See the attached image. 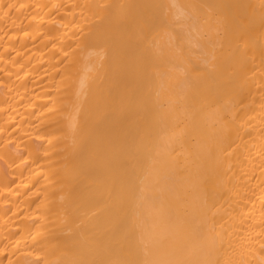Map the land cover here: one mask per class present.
Wrapping results in <instances>:
<instances>
[{"label": "bare ground", "instance_id": "obj_1", "mask_svg": "<svg viewBox=\"0 0 264 264\" xmlns=\"http://www.w3.org/2000/svg\"><path fill=\"white\" fill-rule=\"evenodd\" d=\"M0 264H264V0H0Z\"/></svg>", "mask_w": 264, "mask_h": 264}]
</instances>
